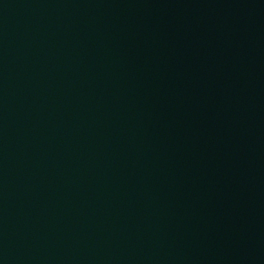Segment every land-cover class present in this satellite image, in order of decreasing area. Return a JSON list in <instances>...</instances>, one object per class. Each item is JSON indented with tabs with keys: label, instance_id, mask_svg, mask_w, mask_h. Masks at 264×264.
<instances>
[{
	"label": "water",
	"instance_id": "water-1",
	"mask_svg": "<svg viewBox=\"0 0 264 264\" xmlns=\"http://www.w3.org/2000/svg\"><path fill=\"white\" fill-rule=\"evenodd\" d=\"M0 264H264V0H0Z\"/></svg>",
	"mask_w": 264,
	"mask_h": 264
}]
</instances>
